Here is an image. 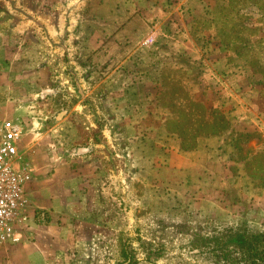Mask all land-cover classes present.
Wrapping results in <instances>:
<instances>
[{
  "label": "rangeland",
  "instance_id": "374dc122",
  "mask_svg": "<svg viewBox=\"0 0 264 264\" xmlns=\"http://www.w3.org/2000/svg\"><path fill=\"white\" fill-rule=\"evenodd\" d=\"M225 1L207 0V27L220 26L223 43L236 64L259 76L262 125L264 0H259L262 7L240 9V5L223 9ZM194 3L200 7L199 0ZM91 9L85 0H0V118L22 127L17 167L31 172V180L51 176L65 166L82 167L89 176L92 163L82 165L75 159L94 152L100 160L94 169L101 173L100 191L93 204H88L94 219L88 227L89 253L58 264H252L248 257L241 260L244 254L236 236L245 234L251 242L258 232H264V148L260 146L264 145V132L233 133L237 144L233 166L244 173L239 181L259 188L246 195L232 191L223 196L244 200L247 209L240 216L225 217L207 203V195L195 190L197 184L176 194L162 190L150 195L141 180H129L123 173L126 168L118 157L113 159L125 150L127 132L122 125L113 136L115 151L107 147L106 127L113 122L109 109L121 101L109 93L122 92L125 84L109 76L130 51L114 55L107 50L111 42L107 26L114 23V28L118 20L90 19ZM143 31L138 25L133 36ZM133 36L131 44L136 42ZM188 107L191 112L195 109ZM176 109L181 111L178 128L189 145L198 133H216L227 126L221 113L205 124L199 120L200 110L192 117L182 114L185 106ZM92 110L99 124L94 131L88 129ZM91 141L98 145L95 151ZM47 222L46 218L40 223Z\"/></svg>",
  "mask_w": 264,
  "mask_h": 264
},
{
  "label": "crops",
  "instance_id": "0c3cea01",
  "mask_svg": "<svg viewBox=\"0 0 264 264\" xmlns=\"http://www.w3.org/2000/svg\"><path fill=\"white\" fill-rule=\"evenodd\" d=\"M85 1L92 6L88 18L118 20L114 28V23L107 26L111 37L107 50L114 55L130 51L109 76L125 84L122 92L109 93L121 101L117 102L120 106L114 102L109 109L113 122L106 127L107 147L112 152L117 126L126 129L123 154H112L124 163L123 173L129 180H141L150 195L162 190L176 194L197 184L195 190L207 195V203L225 217L240 216L247 209L244 200L223 196L232 191L246 195L257 187L239 181L244 173L233 166L237 147L231 134L264 132L258 105L259 76L244 72L225 47L219 29L207 27V0H199V8L194 0ZM138 25L144 33L133 36ZM132 36L135 44H131ZM196 104L205 110L199 120L207 124V112H217L230 127L214 134L198 133L185 149L186 136L178 128L181 111L176 108L185 106L182 114L194 117ZM189 105L195 108L193 112ZM91 114L88 129L94 131L99 124L95 110ZM63 120L69 126V117ZM90 145L93 151L98 147L93 141ZM99 161L94 152L75 159L82 165L92 163L89 176L82 167L65 166L51 176L31 180L26 187L31 233L22 244L0 245V264H58L88 255V227L94 221L93 208L89 211L88 207L100 191L101 173L94 170ZM44 217L48 222L40 223Z\"/></svg>",
  "mask_w": 264,
  "mask_h": 264
},
{
  "label": "built area",
  "instance_id": "2783aa9c",
  "mask_svg": "<svg viewBox=\"0 0 264 264\" xmlns=\"http://www.w3.org/2000/svg\"><path fill=\"white\" fill-rule=\"evenodd\" d=\"M21 125L0 118V245L22 244L31 233L27 185L32 174L18 168Z\"/></svg>",
  "mask_w": 264,
  "mask_h": 264
},
{
  "label": "trees",
  "instance_id": "16d2710c",
  "mask_svg": "<svg viewBox=\"0 0 264 264\" xmlns=\"http://www.w3.org/2000/svg\"><path fill=\"white\" fill-rule=\"evenodd\" d=\"M224 4H225V7H223V9L229 8V7L234 9L237 5H240L238 7V9H240L241 7L250 6V5H257L259 7H262L259 0H238V1L227 0L224 2ZM218 15H219V12H218ZM217 28L221 32V27L217 26ZM242 69L244 70V68H242ZM244 72H246V70H244ZM194 106L196 108V111L200 110L202 113L205 114V110L200 105L196 104ZM216 113L217 112H212L209 114L207 112V124L213 122V116ZM223 119L227 125L223 129V130H225V129L229 128L230 125H229V122L226 120L224 115H223ZM223 130H221V131H223ZM221 131H217L216 133H219ZM211 133L214 134L215 132H211ZM233 133L231 134V141L233 142V145H236V147H237V144H235L233 141V136H234ZM207 134H208V132H207ZM187 145L188 146H184L185 149H189L191 147V145H189V144H187ZM236 240H237V246L240 248L241 252L244 254V256L241 259L242 261H246V257H248L252 261V264H264V232H262V231L258 232L256 234V236H253V240L251 242L249 241V239L246 237L245 234L237 235ZM256 243H260V245L257 246V248L255 247ZM252 251H253V253H252Z\"/></svg>",
  "mask_w": 264,
  "mask_h": 264
}]
</instances>
